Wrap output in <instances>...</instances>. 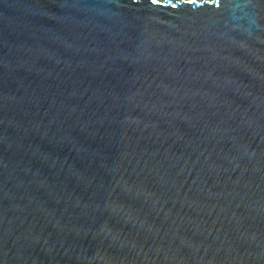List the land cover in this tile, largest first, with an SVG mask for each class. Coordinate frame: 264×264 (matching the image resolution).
I'll use <instances>...</instances> for the list:
<instances>
[{
  "label": "water",
  "instance_id": "water-1",
  "mask_svg": "<svg viewBox=\"0 0 264 264\" xmlns=\"http://www.w3.org/2000/svg\"><path fill=\"white\" fill-rule=\"evenodd\" d=\"M0 264H264V0H0Z\"/></svg>",
  "mask_w": 264,
  "mask_h": 264
}]
</instances>
